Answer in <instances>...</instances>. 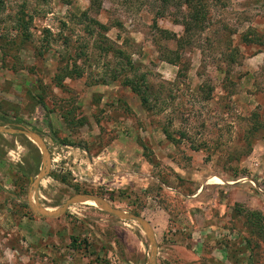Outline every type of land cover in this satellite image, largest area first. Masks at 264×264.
Here are the masks:
<instances>
[{
  "label": "rangeland",
  "instance_id": "374dc122",
  "mask_svg": "<svg viewBox=\"0 0 264 264\" xmlns=\"http://www.w3.org/2000/svg\"><path fill=\"white\" fill-rule=\"evenodd\" d=\"M263 37L264 0H0V125L49 155L34 188L39 149L0 134V264H148L135 222L29 208L77 194L145 219L156 264H264Z\"/></svg>",
  "mask_w": 264,
  "mask_h": 264
},
{
  "label": "water",
  "instance_id": "95a60500",
  "mask_svg": "<svg viewBox=\"0 0 264 264\" xmlns=\"http://www.w3.org/2000/svg\"><path fill=\"white\" fill-rule=\"evenodd\" d=\"M0 134L24 136L32 143H34L36 147L39 149L41 155V168L36 179L34 180V188H36L37 184L41 179H43V176L46 174L48 170L49 155L43 139L38 134L29 131L28 129L7 128L3 125H0ZM87 202H93L97 208L119 220L131 221L137 223L141 227L142 231L145 233L146 239L148 240L150 245L151 252H150V257L148 259V264H156L155 258H156L157 247H156L155 237L150 224L145 219H143L138 215H135L133 213H128L120 209H116L101 197H97L90 194H77L72 197H69L55 211L45 210L41 208L38 203L33 204L29 201V208L34 214L38 215L40 218L52 219L63 215L71 205H75L79 203H87Z\"/></svg>",
  "mask_w": 264,
  "mask_h": 264
},
{
  "label": "trees",
  "instance_id": "16d2710c",
  "mask_svg": "<svg viewBox=\"0 0 264 264\" xmlns=\"http://www.w3.org/2000/svg\"><path fill=\"white\" fill-rule=\"evenodd\" d=\"M81 16L86 18V16H87L86 12H83ZM96 24H98L99 28L103 29V33H105L106 27L104 25L98 23V22ZM190 30H191V28L189 27L188 23H183V34L181 36H177L178 38H176V40H175L178 46H180L182 44V42H184V37L188 38V34H189ZM161 32L164 33L163 31H161ZM85 33L87 35L93 34V31H91L88 28H86L85 29ZM172 37H176V36H172ZM103 40H104V37H103ZM263 40H264V37H263ZM186 42H189L188 39L186 40ZM110 48L111 47L108 46L106 49H104V53L106 52V54H107V52H108V50H110ZM114 52H116L119 56H122L123 58H125L126 66H128V69H130L132 71V73L134 74L133 71H136V67L131 63V60L129 59V57L125 56L124 53L120 49H117ZM144 77L145 76L141 75L140 76L141 80H143ZM113 78L115 79V75H113L112 79ZM122 84L125 85V86H129L133 92H136V93L139 92V90L137 88L138 87V85H137L138 83H135L134 81L128 79L127 77L124 78V80L122 81ZM141 102L144 105H146L148 103L147 97L141 96Z\"/></svg>",
  "mask_w": 264,
  "mask_h": 264
},
{
  "label": "bare ground",
  "instance_id": "6f19581e",
  "mask_svg": "<svg viewBox=\"0 0 264 264\" xmlns=\"http://www.w3.org/2000/svg\"><path fill=\"white\" fill-rule=\"evenodd\" d=\"M87 203H92L93 205H95L93 202H87ZM96 207V206H95Z\"/></svg>",
  "mask_w": 264,
  "mask_h": 264
}]
</instances>
